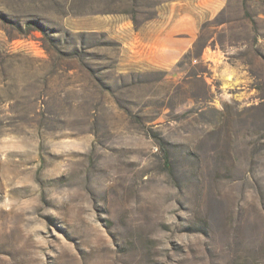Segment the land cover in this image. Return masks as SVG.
Masks as SVG:
<instances>
[{
    "label": "rangeland",
    "instance_id": "1",
    "mask_svg": "<svg viewBox=\"0 0 264 264\" xmlns=\"http://www.w3.org/2000/svg\"><path fill=\"white\" fill-rule=\"evenodd\" d=\"M0 264H264V0H0Z\"/></svg>",
    "mask_w": 264,
    "mask_h": 264
},
{
    "label": "trees",
    "instance_id": "2",
    "mask_svg": "<svg viewBox=\"0 0 264 264\" xmlns=\"http://www.w3.org/2000/svg\"><path fill=\"white\" fill-rule=\"evenodd\" d=\"M161 150L165 155V159H166V164L171 167V163H170V156H169V150L167 148H165V146L163 144H160Z\"/></svg>",
    "mask_w": 264,
    "mask_h": 264
}]
</instances>
